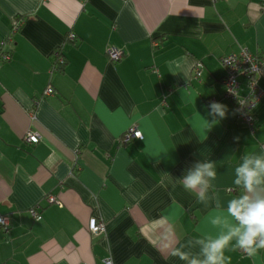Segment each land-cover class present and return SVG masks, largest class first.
Segmentation results:
<instances>
[{
	"label": "crops",
	"instance_id": "1",
	"mask_svg": "<svg viewBox=\"0 0 264 264\" xmlns=\"http://www.w3.org/2000/svg\"><path fill=\"white\" fill-rule=\"evenodd\" d=\"M241 49L264 57V0H0V264H192L224 236L222 264H264L228 212L264 198V173L249 191L237 171L264 160V73L252 126L225 96L220 57Z\"/></svg>",
	"mask_w": 264,
	"mask_h": 264
},
{
	"label": "built area",
	"instance_id": "2",
	"mask_svg": "<svg viewBox=\"0 0 264 264\" xmlns=\"http://www.w3.org/2000/svg\"><path fill=\"white\" fill-rule=\"evenodd\" d=\"M15 29L17 30L18 27ZM68 37L74 38L75 35L73 33H70ZM106 52L110 60L112 61H118L122 57V51L114 45L108 46ZM0 59L4 61L8 60L9 53H1ZM222 63L227 68V73L224 77V83L226 86L225 96L235 101L237 119L252 126L254 124V118L251 110L259 97L257 80L258 76L261 73H264L263 64L259 59L253 57L245 50L242 51L240 56L230 54L224 57L222 59ZM199 74V68L196 67L195 75L199 76ZM241 77L245 78V81L247 82L248 90L245 95L239 94V79ZM51 92V87H48L45 90L46 94ZM132 137L142 139V133L139 130L132 128L126 133L124 142H128ZM40 138L41 136L38 132H28L25 135L24 140L27 143L35 144L40 140ZM47 201L55 202L56 198L53 195H49L47 196ZM31 214L36 219L40 218V214L38 212L37 207H33L31 209ZM7 224V219L4 216H0V227H6ZM88 229L89 231H91V233L97 234L105 232L106 226L101 218L97 216H91L88 220ZM256 240H259V238H257ZM105 264H112V261L110 259L105 260Z\"/></svg>",
	"mask_w": 264,
	"mask_h": 264
},
{
	"label": "clouds",
	"instance_id": "3",
	"mask_svg": "<svg viewBox=\"0 0 264 264\" xmlns=\"http://www.w3.org/2000/svg\"><path fill=\"white\" fill-rule=\"evenodd\" d=\"M213 113L220 117L225 115V107L219 103L211 105ZM213 113H208L211 116ZM212 166L206 164L198 168L194 173H191L184 178L185 188H194L203 183V176H214L215 173L209 171ZM238 173L244 186L249 191L254 190V185L259 184L260 174L264 173V160L257 159L255 161V168L244 167L239 168ZM240 181H237L239 183ZM229 214L239 221L240 225L245 229L243 235L238 240V247L243 248L245 252L252 256L258 249H264V198H257L250 200L248 197H243L239 200H234L230 203L228 208ZM236 233H232L235 235ZM230 236H224L216 240L210 246L206 247L204 252L206 259L202 262L192 261V264H222L223 247H225L230 240ZM259 238V243L256 244V239ZM181 258L183 255L181 254Z\"/></svg>",
	"mask_w": 264,
	"mask_h": 264
},
{
	"label": "trees",
	"instance_id": "4",
	"mask_svg": "<svg viewBox=\"0 0 264 264\" xmlns=\"http://www.w3.org/2000/svg\"><path fill=\"white\" fill-rule=\"evenodd\" d=\"M67 39H68L70 42H73L74 44H76V37H74V38H70V37H68ZM244 50L247 51L249 54H251L253 57L259 59V60L262 62V64H263V62H264V57H263V56H260V55H258V54H253V53H251L250 51H248L247 49H241L239 52H234V53H230V54H235V55L240 56L241 53H242V51H244ZM230 54L223 55V56L220 57V62H221L222 65H223V63H222V59H223L224 57L230 55ZM107 55H108V54H107ZM108 57H109V56H108ZM109 59H110V58H109ZM111 61H112V60H111ZM235 64H236V63H235ZM66 65H67V60H66V58H65V56H64V54H63L62 49H59V50L55 51V52L53 53V59H52V68H53V70H57V71H59V72H63V71H64V68H65ZM223 67H225V69H226L225 71H226V73H227V68H226V66L223 65ZM199 75H200V74H199ZM195 77L198 78L199 76H196V75H195ZM242 80H243V82H242ZM242 83H244V88H247V82L245 81V78H243V77H241V78L239 79V84H240V86H239V94H240V95H245L247 92H245V93H241V92H240V90L242 89ZM247 90H248V89H247Z\"/></svg>",
	"mask_w": 264,
	"mask_h": 264
}]
</instances>
